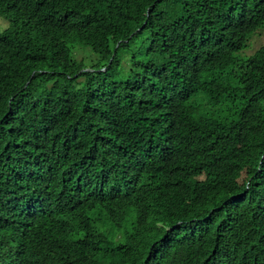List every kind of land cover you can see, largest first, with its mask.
Listing matches in <instances>:
<instances>
[{
    "label": "trees",
    "instance_id": "1",
    "mask_svg": "<svg viewBox=\"0 0 264 264\" xmlns=\"http://www.w3.org/2000/svg\"><path fill=\"white\" fill-rule=\"evenodd\" d=\"M0 16V264H264V0Z\"/></svg>",
    "mask_w": 264,
    "mask_h": 264
},
{
    "label": "rangeland",
    "instance_id": "2",
    "mask_svg": "<svg viewBox=\"0 0 264 264\" xmlns=\"http://www.w3.org/2000/svg\"><path fill=\"white\" fill-rule=\"evenodd\" d=\"M9 27V22L2 16H0V32L7 29ZM261 46H264V29L258 31L250 40L249 48L245 52V54H252ZM74 56L79 61H84L87 65L90 64L92 60H95V56L90 53L89 50L77 49L74 52ZM119 60L121 62L122 68L127 67V56L124 51H120Z\"/></svg>",
    "mask_w": 264,
    "mask_h": 264
}]
</instances>
